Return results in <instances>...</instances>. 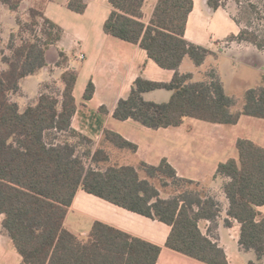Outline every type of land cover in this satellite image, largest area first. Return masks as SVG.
<instances>
[{"label":"trees","instance_id":"trees-1","mask_svg":"<svg viewBox=\"0 0 264 264\" xmlns=\"http://www.w3.org/2000/svg\"><path fill=\"white\" fill-rule=\"evenodd\" d=\"M23 1L0 0L15 13ZM89 1L69 0L68 8L83 14ZM206 1L213 10L226 8V0ZM109 2L112 11L104 24L105 33L139 45L158 66L174 72L169 83L138 77L128 97L118 101L114 112L117 120L132 119L158 130L180 127L188 118L221 125H236L242 116L264 119V76L261 85L245 92L239 109L236 98L226 93L216 68L202 81L181 71L185 58L200 67L215 55L185 39L194 0H158L148 24L143 21L145 0ZM249 12L258 14V7L250 4ZM28 15L29 22L17 17L19 31L10 37L6 47L9 55L0 36L1 231L12 240L22 264H157L161 247L104 223L95 222L86 241L68 231L65 219L80 189L170 226L169 249L204 264H229L219 244L224 210L215 192L179 177L166 159L158 166L122 163L119 152L134 154L137 146L111 130L104 131L95 148L91 139L72 128L77 109L75 71L62 74L63 90L56 82L44 83L38 101L20 110L12 99L22 92L20 81L47 65L46 51L64 34L42 11L32 8ZM232 19L240 34L230 36L228 42H248L264 50V38L243 27L236 17ZM27 31L32 32V38L23 37ZM59 54L58 66H64L68 58L63 52ZM156 90L171 91L170 100H146L144 95ZM94 92L90 82L84 99L90 100ZM236 147L238 158L221 163L214 176L227 179L223 185L228 200L224 225L230 228L232 221H237L241 251L255 255L249 264H263L264 215L259 207L264 206V147L248 139H239ZM157 181L162 188L186 187L163 197ZM201 221L210 224L205 234Z\"/></svg>","mask_w":264,"mask_h":264},{"label":"crops","instance_id":"crops-1","mask_svg":"<svg viewBox=\"0 0 264 264\" xmlns=\"http://www.w3.org/2000/svg\"><path fill=\"white\" fill-rule=\"evenodd\" d=\"M109 1L90 0L83 14L71 11L69 0H24L19 13L0 2V36L8 55L10 51L4 46L6 39L10 40L11 35L19 31V14L22 13L20 18L24 22H29V9L42 11L46 18L64 31L62 40L46 51L47 65L36 74L22 79V92L13 95L12 99L24 111L29 104L38 101L44 83L56 82L63 90L62 74L66 70L75 71L78 79L73 95L77 109L72 118V128L91 139L95 148L102 141L104 131L111 130L137 146L134 154L119 152L122 163L138 165L145 162L158 166L166 159L179 177L215 190L224 210L219 225V244L225 250L229 264H249L255 260V255L245 253L239 247L240 224L233 220L230 228L224 225L228 200L223 185L227 179L214 176L221 163L238 158L236 144L239 139H248L264 147L263 133L253 136L242 134L245 129H259L262 123L255 120L264 119L242 116L236 125H221L188 118L180 127L158 130L144 127L132 119L117 120L114 112L118 101L128 97L138 77L169 83L174 72L158 66L139 45L105 33L104 24L112 11ZM157 2L145 0V23L150 22ZM232 17L227 8L213 10L206 0H194L185 39L212 50L215 55L209 56L200 67L190 58H185L180 69L184 73H192L195 81H202L212 68H216L226 93L236 98L240 109L244 99L231 94L228 84L240 86L244 94L248 89L257 87L255 85L262 82L264 76V51L248 42L227 41L230 36L240 34V27ZM60 52L68 58L64 66H58ZM242 79H250V82L243 85ZM90 82L94 84L95 92L90 100H85L84 94ZM144 96L148 101L164 103L170 100L172 92L156 90ZM259 211L264 215V206L259 207ZM3 219L0 214V264H22V257L12 240L1 231ZM95 222L161 247L157 264H204L166 246L171 232L167 224L128 211L80 189L68 209L65 228L86 241ZM209 225L208 221L200 222L204 234Z\"/></svg>","mask_w":264,"mask_h":264},{"label":"rangeland","instance_id":"rangeland-1","mask_svg":"<svg viewBox=\"0 0 264 264\" xmlns=\"http://www.w3.org/2000/svg\"><path fill=\"white\" fill-rule=\"evenodd\" d=\"M237 2H240V3L238 4ZM250 4H253V5L258 7V14H253V13L249 12V5ZM226 8L230 11V13L234 17H236L238 20L241 21L243 27L250 29L252 31H256L262 38H264V0H226ZM19 15L21 17L22 13ZM17 33L15 34L16 36L18 35ZM23 37L24 38H32V32L31 31L24 32ZM18 38H16V39H18ZM8 41H9V38L6 39V44L4 45L5 47L8 45V43H9ZM17 42L20 43V40L18 39ZM0 67H1V65H0ZM242 81H243V79H242ZM248 82H250V79L249 80L245 79L242 84L245 85ZM261 84H262V82L259 81V83L255 86H258ZM52 85H54V84H52ZM228 89L231 92V94H233L237 98H241V100L244 99V92L241 90L240 86L235 85V84L231 85L229 83ZM255 121H258V123H262L261 124L262 126H260L259 129H257L256 127H253L251 129V131H248L247 129L242 130V134H250V136H253L255 134L259 135L260 133L264 134V121H261V120H255ZM157 185L161 189L163 197H167V196L174 194L178 191L184 190L186 187L185 186L184 188H182V187L178 188V187L172 185V186H169L167 188H162L158 181H157ZM193 189H201V188L200 187L198 188L197 186H195V187L193 186ZM205 189L209 192H215V190L210 189V188L204 187V190Z\"/></svg>","mask_w":264,"mask_h":264},{"label":"built area","instance_id":"built-area-1","mask_svg":"<svg viewBox=\"0 0 264 264\" xmlns=\"http://www.w3.org/2000/svg\"><path fill=\"white\" fill-rule=\"evenodd\" d=\"M81 57L83 58V57H84V55H81Z\"/></svg>","mask_w":264,"mask_h":264}]
</instances>
